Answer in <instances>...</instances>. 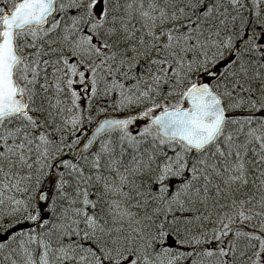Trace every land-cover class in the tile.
Masks as SVG:
<instances>
[{
  "label": "snow or ice",
  "instance_id": "snow-or-ice-1",
  "mask_svg": "<svg viewBox=\"0 0 264 264\" xmlns=\"http://www.w3.org/2000/svg\"><path fill=\"white\" fill-rule=\"evenodd\" d=\"M0 264H264V0H0Z\"/></svg>",
  "mask_w": 264,
  "mask_h": 264
}]
</instances>
